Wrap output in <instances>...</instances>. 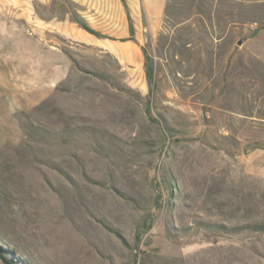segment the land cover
I'll list each match as a JSON object with an SVG mask.
<instances>
[{"label": "rangeland", "instance_id": "374dc122", "mask_svg": "<svg viewBox=\"0 0 264 264\" xmlns=\"http://www.w3.org/2000/svg\"><path fill=\"white\" fill-rule=\"evenodd\" d=\"M142 2L150 85L65 0H0L16 264H264V0Z\"/></svg>", "mask_w": 264, "mask_h": 264}, {"label": "crops", "instance_id": "0c3cea01", "mask_svg": "<svg viewBox=\"0 0 264 264\" xmlns=\"http://www.w3.org/2000/svg\"><path fill=\"white\" fill-rule=\"evenodd\" d=\"M44 3L50 0H43ZM76 4L77 15L85 20L93 29L104 34L98 37L78 28V37L88 39L100 45L113 54L120 63L138 64L143 62L142 45L145 36L143 32L144 15L149 14V8L142 0H71ZM165 3V0H164ZM164 3L160 7V17ZM144 5V7H142ZM130 18V21H129ZM133 25V33L130 29ZM133 37V39H131Z\"/></svg>", "mask_w": 264, "mask_h": 264}, {"label": "trees", "instance_id": "16d2710c", "mask_svg": "<svg viewBox=\"0 0 264 264\" xmlns=\"http://www.w3.org/2000/svg\"><path fill=\"white\" fill-rule=\"evenodd\" d=\"M67 5L68 6H74L76 7V4L74 2H72L71 0H65ZM71 19L73 21H75L81 28H83L84 30L88 31L89 33L93 34V35H96L98 37H104L105 35L102 34L101 32L93 29L91 26L88 25V23L83 20L81 17H79L77 15V12L74 11V13L72 14L71 16ZM129 21H130V18H129ZM130 29H131V32L133 33V25H132V22H130ZM133 39V37L131 38ZM143 50V54H144V58H145V62H144V67H145V75H146V79H147V82L148 84H152L153 82V77H154V66H153V60L152 58L147 55V53L145 52L144 48H142ZM254 148H262L264 145H262L261 143L259 142H254ZM159 198H161V195L159 194L158 195ZM257 229L256 230H260V231H264V224L262 223H258L257 224ZM6 250L5 248L0 244V257L2 258V260L6 263V264H16V259L14 258H11L9 256H7V254L5 253ZM143 253L146 252V250H142ZM5 253V254H4ZM19 264H23L22 262L19 263Z\"/></svg>", "mask_w": 264, "mask_h": 264}]
</instances>
